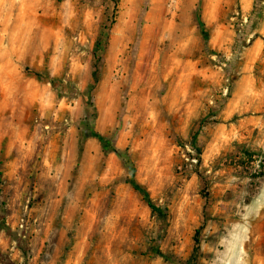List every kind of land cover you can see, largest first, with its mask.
<instances>
[{
	"label": "rangeland",
	"instance_id": "374dc122",
	"mask_svg": "<svg viewBox=\"0 0 264 264\" xmlns=\"http://www.w3.org/2000/svg\"><path fill=\"white\" fill-rule=\"evenodd\" d=\"M256 1L0 0V264H264Z\"/></svg>",
	"mask_w": 264,
	"mask_h": 264
},
{
	"label": "trees",
	"instance_id": "16d2710c",
	"mask_svg": "<svg viewBox=\"0 0 264 264\" xmlns=\"http://www.w3.org/2000/svg\"><path fill=\"white\" fill-rule=\"evenodd\" d=\"M113 1L115 3H117V0H113ZM261 4H262V0H257L256 1L255 7H254L253 12H252L251 17H250V21H249L248 27L253 26L255 24L256 19L262 17ZM105 28H108V27L105 26ZM104 34L105 33L102 34V37H104ZM241 36H242V34L238 37L237 43H236V47H239V48H242V47L246 46V44L243 41ZM101 44L102 43L99 41V43L97 44V48H99L101 46ZM97 58H98L97 60H99L98 56H97ZM100 75H101V68H99L96 65L95 68H94V79H95L94 83L95 84H99ZM41 78L44 79V77H41ZM51 82H53V84L56 85V81H51ZM94 88H95V86L92 85L91 88H90V91H93ZM91 132H92V134H95V136L97 138H99L101 140L103 146L106 149H112L113 151H115L117 153V155H119L120 157H122L124 159L125 165L127 167V170H128L129 176H130L129 181H130L131 185L133 186V188L144 196V198L146 199V201L148 202L149 206L152 208L153 211L161 212V209L155 205V203L153 202V200H152L151 196L149 195V193L143 187H141L139 185V183L137 182V180L135 178L136 168H135V165L133 164V162L131 161V159L126 154L122 153L118 148L111 147V144H110L111 143V141H110L111 139H109L107 137H104V136H101L100 134L95 133L93 127L91 128ZM205 197L208 198V195H205ZM196 243H197V246L194 249V254H196L197 251H198V240H196Z\"/></svg>",
	"mask_w": 264,
	"mask_h": 264
},
{
	"label": "built area",
	"instance_id": "2783aa9c",
	"mask_svg": "<svg viewBox=\"0 0 264 264\" xmlns=\"http://www.w3.org/2000/svg\"><path fill=\"white\" fill-rule=\"evenodd\" d=\"M260 171H261V172H264V165H263V168H262V169H260Z\"/></svg>",
	"mask_w": 264,
	"mask_h": 264
}]
</instances>
